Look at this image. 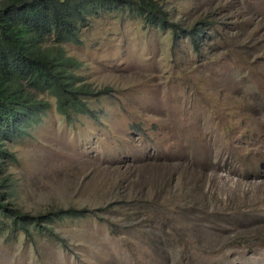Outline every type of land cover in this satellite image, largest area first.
I'll return each instance as SVG.
<instances>
[{"label": "rangeland", "instance_id": "rangeland-1", "mask_svg": "<svg viewBox=\"0 0 264 264\" xmlns=\"http://www.w3.org/2000/svg\"><path fill=\"white\" fill-rule=\"evenodd\" d=\"M159 3L204 30L199 53L99 13L64 46L94 115L68 122L41 95L50 108L7 145L9 207L103 211L0 232V264H264V0Z\"/></svg>", "mask_w": 264, "mask_h": 264}, {"label": "trees", "instance_id": "trees-1", "mask_svg": "<svg viewBox=\"0 0 264 264\" xmlns=\"http://www.w3.org/2000/svg\"><path fill=\"white\" fill-rule=\"evenodd\" d=\"M111 12L141 18L145 27L171 31L174 44L189 40L195 53L206 38L198 24L184 28L173 21L159 0H0V174L16 161L7 145L27 135L50 108L41 95L55 98L57 112L68 122L78 115H94L87 101L96 94L78 85L79 65L67 56L64 46L80 43L91 17ZM3 197L0 193V232L27 235L33 225L50 233L56 223L103 211L70 207L30 217L9 207Z\"/></svg>", "mask_w": 264, "mask_h": 264}, {"label": "clouds", "instance_id": "clouds-1", "mask_svg": "<svg viewBox=\"0 0 264 264\" xmlns=\"http://www.w3.org/2000/svg\"><path fill=\"white\" fill-rule=\"evenodd\" d=\"M55 103H56V100H55Z\"/></svg>", "mask_w": 264, "mask_h": 264}]
</instances>
